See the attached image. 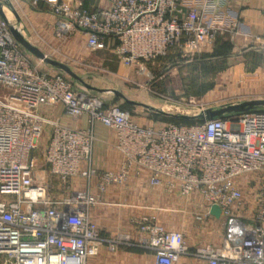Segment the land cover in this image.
I'll use <instances>...</instances> for the list:
<instances>
[{"label":"built area","instance_id":"1","mask_svg":"<svg viewBox=\"0 0 264 264\" xmlns=\"http://www.w3.org/2000/svg\"><path fill=\"white\" fill-rule=\"evenodd\" d=\"M102 1L94 11L85 0L30 4L47 6L56 36L81 32L89 48H110L124 66L140 70L175 49L197 51L224 33L238 34L237 23H206V1L187 10L183 0ZM4 4L0 0V264H87L103 245L109 252L137 246L152 254L153 264H178L183 257L203 264H264V110L142 125L120 106L77 91L63 73L43 72L42 62L13 39ZM255 43L264 51V36ZM57 104L72 120L85 115L88 127L48 117ZM96 122L116 135V172L94 168ZM45 170L60 181L58 198ZM131 174L183 199L198 195L199 216L224 221L221 242L191 249L183 232L165 228L155 216L143 220L137 241L126 234L102 238L89 216L99 203L90 184L95 179L100 193ZM72 179L85 180L86 189H72ZM213 206L218 217L211 214Z\"/></svg>","mask_w":264,"mask_h":264},{"label":"crops","instance_id":"2","mask_svg":"<svg viewBox=\"0 0 264 264\" xmlns=\"http://www.w3.org/2000/svg\"><path fill=\"white\" fill-rule=\"evenodd\" d=\"M205 1L207 6L204 10V19L207 24L220 25L223 28H228L232 23H237L238 25V34L234 37L230 38L227 33L219 36L221 41L232 46V51L235 55L233 56L234 59L232 57V64H264V51L257 49L255 43L256 37L264 36V0H183L182 4L184 7L182 9L187 10L193 7H200ZM103 3L102 0H85V7L94 11L96 8L102 7ZM77 33L85 39V42L87 41L84 34L81 32ZM206 46H201L197 51L190 50L188 53L176 52V55L181 59L186 56L189 57L191 60L190 63L193 64H211L213 59L208 58V52L211 49L205 50L207 48ZM111 51L114 53L112 49ZM115 57L119 60L116 54ZM117 60L113 61V72L115 73L119 72L122 67L120 65L121 62H119L120 60L118 62ZM103 61L105 62V60H102V63ZM47 67L52 70L51 72H60L48 65ZM261 70V74H256V72H246L242 65H239L237 69L236 67L233 68V72L237 71L233 79L236 77L239 80L245 79V84L249 82L255 83L254 85H247L244 88L245 90L243 89L242 95H244V98L236 99L235 102L264 99V67ZM241 71L243 74H241ZM256 83H260V85L256 86ZM89 91L94 92V94H105L95 90ZM112 97L122 100L112 94L108 98H102L106 106L112 105ZM139 107L142 106L139 105ZM142 108L146 112H141L138 115L131 114L132 118L139 121L142 125H150L154 121H163L155 118L154 115L156 113L154 110L145 107ZM122 110L124 109L122 108ZM46 115L58 119L62 125L73 128L88 127V121L85 115L78 120H72L66 114L62 104L55 105ZM161 115H167V117L172 118L170 115L176 114H163L162 112ZM94 134L96 138L93 144L94 168L99 171H118L121 156L115 149L116 135L114 131L96 122L94 124ZM47 137L48 131L44 133L41 139L42 146L45 145ZM43 173L46 182L54 188V192L61 193L62 189L60 188L61 184L59 179L49 176L46 170ZM70 184L74 190L81 191L87 187L85 180L82 179H72L70 180ZM90 188L92 193L98 196L99 203L89 210V216L99 227L100 235L104 239H111L126 234L133 241H137L141 234V223L145 218L150 216H155L157 221L165 228L176 229L181 227L179 224L180 221H190L189 214L203 207L201 198L198 195H192L189 198L183 199L174 194H169L161 188L151 187L145 181L136 178L133 174L129 176L125 183L110 185L104 192H98L95 179L92 180ZM201 243L213 244L210 240H200L193 243L189 242L187 245L192 249L203 245ZM87 264H153V257L149 251L137 246H121L115 252H109L106 246L103 245L94 257L89 258ZM178 264L203 263L190 257H183Z\"/></svg>","mask_w":264,"mask_h":264},{"label":"rangeland","instance_id":"3","mask_svg":"<svg viewBox=\"0 0 264 264\" xmlns=\"http://www.w3.org/2000/svg\"><path fill=\"white\" fill-rule=\"evenodd\" d=\"M6 1L5 14L10 26L18 29L47 57L69 66L85 84L103 90L100 93L105 94L83 91L84 86L81 83L63 73L72 81L77 91L98 96L103 103L102 98L112 96L107 90L115 89L128 100L146 104L159 111H155L158 115L162 114L160 112L186 115L188 112L193 113L244 98V88L255 83L245 84V79H233L235 72L237 73L232 71L233 68L237 69L242 65L246 72L261 74V68L264 67V64H232L235 56L232 46L218 37L212 45L205 48L211 49L208 52V58L213 59L211 64L190 63L187 56L179 58L176 55L178 50L175 49L166 57L145 63L144 70L135 66L127 68L116 59L110 48H89L85 39L77 32L56 36V19L43 3L32 5L30 0ZM228 36L231 38L229 34ZM102 60L105 62L102 63ZM116 60L122 66L117 73L113 72V61ZM41 66L43 72L52 71L43 62ZM257 85L260 83H256ZM111 101L132 115L146 112L138 104L128 106L125 101L113 97ZM52 196L58 198L61 194L54 192ZM200 213L201 209L198 208L197 212L189 214L190 221L182 220L179 223L181 227L171 230L183 232L187 244L200 240H210L213 244H218L224 236V221L214 217L202 219Z\"/></svg>","mask_w":264,"mask_h":264},{"label":"water","instance_id":"4","mask_svg":"<svg viewBox=\"0 0 264 264\" xmlns=\"http://www.w3.org/2000/svg\"><path fill=\"white\" fill-rule=\"evenodd\" d=\"M1 15L3 16V13L0 11ZM10 33L13 37V39L30 55H32L34 58L40 60L44 64L66 74L69 78L73 79L74 81H77L81 83L86 89L88 90H95L98 92H102L103 90L94 88L92 86H89L85 84L72 70L69 66H67L64 63H61L59 61H56L54 59H51L47 57L40 49H38L35 45H33L28 39L24 37V35L15 27L10 26L9 27ZM111 94L121 98L123 101H125L128 104L131 105H140L142 107L154 110V108L143 104V103H135L131 100H128L123 93H121L118 90L111 89L107 90ZM264 108V99H252V100H243V101H237L233 103H226L219 105L217 107H210L205 109L204 111L194 114L192 116L189 115H181V114H176V115H170L172 118L180 119V120H213L215 118H223L226 115L229 114H240V113H245L249 111H254V110H261ZM159 112V111H157ZM162 113V112H160ZM211 214H213L215 217L219 216V209L216 206H213L211 208Z\"/></svg>","mask_w":264,"mask_h":264},{"label":"trees","instance_id":"5","mask_svg":"<svg viewBox=\"0 0 264 264\" xmlns=\"http://www.w3.org/2000/svg\"><path fill=\"white\" fill-rule=\"evenodd\" d=\"M83 88H84L83 91H88V89H86L85 87H83ZM126 105L132 106L131 104H127V103H126ZM154 116L157 119H161V120L163 119V120H167V121L174 122V123H180V122H182V123H192V122H194V121H189V120H180V119H176V118H169V117H165V116H163L161 114H159V115L155 114Z\"/></svg>","mask_w":264,"mask_h":264}]
</instances>
